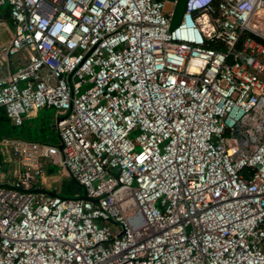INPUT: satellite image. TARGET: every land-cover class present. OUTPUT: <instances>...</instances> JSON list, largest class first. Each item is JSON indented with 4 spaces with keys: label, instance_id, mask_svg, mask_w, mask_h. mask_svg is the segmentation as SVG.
Segmentation results:
<instances>
[{
    "label": "built area",
    "instance_id": "1",
    "mask_svg": "<svg viewBox=\"0 0 264 264\" xmlns=\"http://www.w3.org/2000/svg\"><path fill=\"white\" fill-rule=\"evenodd\" d=\"M177 3L0 0V264H264V0Z\"/></svg>",
    "mask_w": 264,
    "mask_h": 264
},
{
    "label": "crops",
    "instance_id": "2",
    "mask_svg": "<svg viewBox=\"0 0 264 264\" xmlns=\"http://www.w3.org/2000/svg\"><path fill=\"white\" fill-rule=\"evenodd\" d=\"M0 10H1L0 20H3V23H4L2 26H0V47H2V46H6L9 44L11 36H12L11 31H13V25L10 20L9 8L4 7ZM20 66H21V61L18 58H15V60H12V62L9 64L2 63L0 61V77L7 76L10 72L17 70V68H19ZM36 124L38 126L37 131H39L40 128H47V131L49 133L46 135L47 141L46 140L45 141L47 143H49V140L54 139L55 137L57 141L56 145L59 144L60 139H59V133H58L57 126H56L57 125V112L54 109L46 108V109L39 110L38 112L32 113L31 115L25 116L22 126L27 125L28 127L33 128ZM22 126H16L9 119V126L8 125L5 127L3 126V128L0 129V135H5L7 131H10L12 128H15V127L19 128ZM2 137H10V136H2ZM54 168H55V172L53 174L47 175L46 185H45V187L47 188V191L51 193H58L61 196H67V197H71V196H74L75 194H79L77 191L78 188L76 189L74 188L75 183L73 181H72V185L74 186L72 187L71 185H69L68 188L66 189V193L68 195L62 194V189H61L62 185L60 187L61 181L64 177H66L67 179H70V178H68L67 175L63 174L62 171L58 169L57 167H54ZM54 182H57L56 186H54Z\"/></svg>",
    "mask_w": 264,
    "mask_h": 264
},
{
    "label": "trees",
    "instance_id": "3",
    "mask_svg": "<svg viewBox=\"0 0 264 264\" xmlns=\"http://www.w3.org/2000/svg\"><path fill=\"white\" fill-rule=\"evenodd\" d=\"M7 125L9 126V118L7 117L4 111L0 110V129H2L3 126L5 127ZM37 129H38L37 124L33 128L28 127L27 125L26 126L24 125L19 128L15 127L12 128L10 131H7L5 135H0V138H2V136H10L12 138H21L30 141L46 142L47 141L46 135L49 134L47 128H40L39 131H37ZM54 172H55L54 167L48 169V175L53 174ZM75 186L76 188L81 190L77 184H75Z\"/></svg>",
    "mask_w": 264,
    "mask_h": 264
},
{
    "label": "rangeland",
    "instance_id": "4",
    "mask_svg": "<svg viewBox=\"0 0 264 264\" xmlns=\"http://www.w3.org/2000/svg\"><path fill=\"white\" fill-rule=\"evenodd\" d=\"M185 3H186V0H178L177 6H176V9H175V12H176V19H175V21L177 19H179V18L182 17V15H183V13L185 11ZM0 12H1V10H0ZM56 138H57V136H56ZM56 142L57 141H56L55 137H54V139L49 140V143L50 144H56ZM56 184H57V182H54V186H56ZM61 185H62V188L61 189H62V194L63 195H68L66 193V189L68 188L69 185H71L72 187L74 186V185H72V179H67L66 177H64L62 179L61 184H60V187H61ZM74 188L76 189V186H74ZM77 191H78V193L83 194V191L82 190H79L78 189ZM63 197H67V196H63Z\"/></svg>",
    "mask_w": 264,
    "mask_h": 264
},
{
    "label": "water",
    "instance_id": "5",
    "mask_svg": "<svg viewBox=\"0 0 264 264\" xmlns=\"http://www.w3.org/2000/svg\"><path fill=\"white\" fill-rule=\"evenodd\" d=\"M165 11L166 12H170L171 11L170 5L167 4V6L165 8ZM175 19H176V12H174L172 27L176 26L179 23L181 18L177 19L176 21H175ZM46 193L49 194V195H53V196L56 195L55 193H50V192H46ZM82 198H85V195Z\"/></svg>",
    "mask_w": 264,
    "mask_h": 264
}]
</instances>
